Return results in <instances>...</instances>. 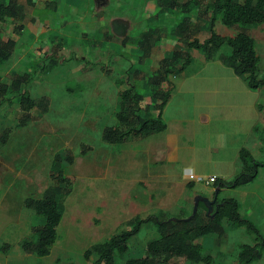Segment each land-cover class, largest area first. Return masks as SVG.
Returning <instances> with one entry per match:
<instances>
[{
  "label": "rangeland",
  "instance_id": "rangeland-1",
  "mask_svg": "<svg viewBox=\"0 0 264 264\" xmlns=\"http://www.w3.org/2000/svg\"><path fill=\"white\" fill-rule=\"evenodd\" d=\"M9 1L14 9L0 24L1 39L11 41L8 57L0 58V83L6 85L0 97L6 99L0 103V136L4 128L10 129L6 142L0 141V259L8 255L14 264L19 259L18 264H93L96 257L86 259L85 250L130 229L135 215L167 221L182 216L177 214L181 200L167 196L166 186L156 185L153 173L139 167L144 161L132 148L133 142L108 144L102 141L101 132L104 126L116 123L119 92L129 85L142 97L141 115H156L154 103L159 100L152 96L156 87L151 78L161 59L178 67L184 60L181 53L191 55L182 71L169 74L174 82L171 94L179 89L181 73L189 77L203 67L199 58L205 57L203 53L187 50L185 41L193 37L203 41L209 36L210 11L205 10L204 2L201 7H180L186 0L161 8L154 0ZM214 29L226 35L246 30L255 40L259 66L264 67V23L242 28L217 21ZM174 51L181 53L171 59ZM221 53H230V48L222 47L216 56ZM24 75L30 78L27 85L19 77ZM25 87L33 97H46L48 109L41 112L33 108L32 119L20 127L16 125L22 114L18 96ZM254 91L260 110L264 87ZM260 112V130L255 134L264 141ZM211 167L206 164L198 179L209 176ZM58 169L65 178L63 183L55 178ZM201 183L187 187L191 198L212 197L214 185ZM59 186L69 193H60ZM263 186L264 177L260 176L235 192L241 199L240 214L264 236V203L255 190ZM47 189L55 193L63 216L49 254L40 257L21 247L24 239L32 238L31 228L44 222L23 205V200L41 198ZM220 194L218 200L232 192ZM176 195L181 197L183 192L177 190ZM198 210L203 213L201 206ZM157 237L156 224L143 223L116 264L145 256L146 243ZM198 241L210 255L208 263L173 257L169 264H236L238 246L253 244L254 236L244 227L222 220ZM4 244L8 247L2 249ZM250 264H264V249L261 258Z\"/></svg>",
  "mask_w": 264,
  "mask_h": 264
},
{
  "label": "trees",
  "instance_id": "trees-1",
  "mask_svg": "<svg viewBox=\"0 0 264 264\" xmlns=\"http://www.w3.org/2000/svg\"><path fill=\"white\" fill-rule=\"evenodd\" d=\"M154 2L155 6L160 8L173 7L177 3L176 0H154ZM203 2L205 3V10L210 11L209 36L203 41H199L196 37L185 41L186 49H195L203 53L206 60H209L223 46H228L230 53L223 55V63L231 67L237 75L245 76L246 83L251 90L264 87V67L260 68L259 66L260 56L257 53L254 38L244 29L231 35L220 34L217 32L218 30L214 29L217 21L226 27L236 25L242 28L264 23V0H186L180 4V7L187 6L186 9H190L192 5L201 7ZM13 9L9 0L0 2V24L6 20L7 14ZM179 29L183 30L184 27L180 25ZM183 36L185 38L187 34H182ZM10 45L11 41L3 42L0 37V58L8 57ZM179 53L181 52L174 51L171 59ZM181 55H184V60L178 67L169 66L167 60L161 59L157 72L151 78V82L156 87L152 96L159 100L158 103H154L157 111L154 117L141 115L143 100L134 85H129L119 92L118 110L115 113L116 123L103 127L101 132L103 142L108 144L125 143L130 139H140L165 130L166 124L162 114L173 87L169 84L168 76L170 73H179L191 61V55L188 52H183ZM19 77L25 80L26 85L30 80L25 75ZM163 82H166L168 86H161ZM67 90L69 91V89ZM5 92L6 85L0 83V97ZM18 98L22 114L18 119L17 126H24L32 119L30 111L33 108H37L41 112L48 109V99L44 96L33 97L27 87L19 92ZM0 100V103L2 100L6 101L4 98H0ZM7 101L10 100L7 99ZM259 108L263 112L264 120V102ZM9 132V128H4L2 131L0 136L2 143L6 142ZM59 157L56 155L55 159L59 160ZM238 158L241 164L239 171L229 182L217 178L213 183L215 188H235L247 184L255 178L258 168L264 167V161L255 160L249 150L245 148L240 149ZM61 174L62 170L58 169L55 178L58 182L63 183L65 178H62ZM187 186L191 187L192 184L187 183ZM58 191L63 195L69 193V190L64 189L63 186H59ZM23 203L26 208L43 217L44 223L31 228L32 238L30 240L24 239L21 242V247L36 256H46L57 239V227L63 216L61 204L51 189H47L41 198L26 197ZM200 206L203 213L198 210ZM239 207L235 199L224 198L215 200L211 212L214 214L212 218L206 213L207 208L201 201L195 215L189 220H184V218H187L191 211L185 216L176 217V220L168 221L156 216L149 215L140 218L135 215L130 222L132 224L130 229L114 233L104 241L91 244L85 250L84 256L86 259L91 255L95 256L93 264H116L117 257L127 250L129 240L139 232L141 225L152 221L159 230V237L146 243L145 256L129 257L123 264H169V260L173 257H184L194 262L208 263L210 255L204 253V246L198 240L210 233L217 223L226 220L237 227H244L248 233L254 236L253 244H240L237 251L236 264H250L253 260L261 257V251L264 249V236L252 221L240 214ZM7 247L8 244H4L2 249Z\"/></svg>",
  "mask_w": 264,
  "mask_h": 264
},
{
  "label": "crops",
  "instance_id": "crops-1",
  "mask_svg": "<svg viewBox=\"0 0 264 264\" xmlns=\"http://www.w3.org/2000/svg\"><path fill=\"white\" fill-rule=\"evenodd\" d=\"M216 54L209 60L199 57L203 67L192 76L181 73L177 82L179 89L171 94L163 109L165 130L129 140L144 161L139 167L149 170L150 175L153 173L156 185L166 186L167 196L181 200L177 214L182 216L192 212L194 203V198L186 191L187 183L192 184L188 188L194 187L196 181L204 185L203 179L197 176L205 172L206 164L212 165L209 175L229 182L240 169L238 154L241 148L249 150L255 160L264 161V141L255 134L262 121L256 93L248 87L245 76L237 75L223 63L222 57L226 53ZM215 69L218 72L214 73ZM172 79L168 80L173 86ZM190 174L195 175L193 180H190ZM260 176L264 177V167L258 168L251 182ZM241 186L231 190L221 187L216 198L221 192L231 191L232 195L221 199L233 198L240 205L241 199L235 189ZM257 189L258 198L264 203V186ZM177 190L183 192L181 197L176 195ZM213 192L210 199L214 197ZM6 257L5 263L1 262L4 260L1 257L0 264H14L8 255Z\"/></svg>",
  "mask_w": 264,
  "mask_h": 264
},
{
  "label": "water",
  "instance_id": "water-1",
  "mask_svg": "<svg viewBox=\"0 0 264 264\" xmlns=\"http://www.w3.org/2000/svg\"><path fill=\"white\" fill-rule=\"evenodd\" d=\"M219 191V188L217 187L215 189V194H214V197L212 199L206 197V196H202V195H196L194 197V203H193V207H192V212L191 214L187 217V218H184V220H189L191 219L196 211H197V208H198V204L199 202L201 201L207 208V214L211 216V218L214 216V214L211 213V211L213 210V205L215 203V200H216V197H217V193ZM173 220H176V218H173Z\"/></svg>",
  "mask_w": 264,
  "mask_h": 264
},
{
  "label": "built area",
  "instance_id": "built-area-1",
  "mask_svg": "<svg viewBox=\"0 0 264 264\" xmlns=\"http://www.w3.org/2000/svg\"><path fill=\"white\" fill-rule=\"evenodd\" d=\"M189 178H190V180H193V178H195V175L190 174ZM216 180H217V176H215V175H209V176L203 178V182L205 185L213 184Z\"/></svg>",
  "mask_w": 264,
  "mask_h": 264
}]
</instances>
